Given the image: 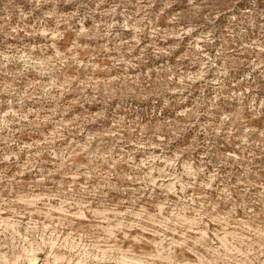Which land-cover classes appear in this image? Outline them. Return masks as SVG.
<instances>
[{
  "label": "rangeland",
  "instance_id": "374dc122",
  "mask_svg": "<svg viewBox=\"0 0 264 264\" xmlns=\"http://www.w3.org/2000/svg\"><path fill=\"white\" fill-rule=\"evenodd\" d=\"M0 264H264V0H0Z\"/></svg>",
  "mask_w": 264,
  "mask_h": 264
},
{
  "label": "clouds",
  "instance_id": "9594fccd",
  "mask_svg": "<svg viewBox=\"0 0 264 264\" xmlns=\"http://www.w3.org/2000/svg\"><path fill=\"white\" fill-rule=\"evenodd\" d=\"M143 107L139 103L137 95L132 94L128 98L118 101L116 105L109 107V112L113 111H123L125 114H136V108Z\"/></svg>",
  "mask_w": 264,
  "mask_h": 264
}]
</instances>
